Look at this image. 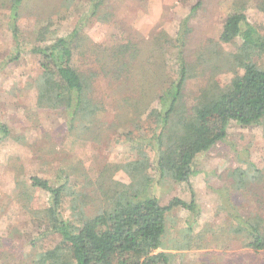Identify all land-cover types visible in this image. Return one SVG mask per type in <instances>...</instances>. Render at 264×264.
Segmentation results:
<instances>
[{
    "label": "trees",
    "instance_id": "obj_1",
    "mask_svg": "<svg viewBox=\"0 0 264 264\" xmlns=\"http://www.w3.org/2000/svg\"><path fill=\"white\" fill-rule=\"evenodd\" d=\"M30 1L34 0L7 3L18 54L15 21ZM74 1L61 0V6L70 8ZM107 1L87 0V17L69 35L41 46L53 23L52 18L47 20L30 49L40 57L33 86L38 108L64 111L68 129L78 136L91 135L94 142L102 130L99 114L115 105L117 124L105 131L127 128L126 139L136 157L103 168L93 191L96 198L86 191L79 193L70 185L69 176L57 183L33 177L32 189L51 197L44 218L48 234L59 236L60 241L29 264H169L172 256L163 249L168 214L174 208L190 214L199 211L194 200L173 198L164 205L150 189L162 181L188 184L197 172V157L226 140L232 122L253 127L264 121V28L260 30L243 12H236L227 18L217 41L199 42L194 53L187 51L190 29L179 39L158 27L148 40L126 31L116 44H95L86 36L84 24L110 20ZM257 7L264 13V0ZM225 45L236 46V52L226 53ZM171 49L177 50L175 64L168 61ZM225 69L234 76L221 84L218 77ZM204 76L208 77L205 86L189 104L187 85ZM11 136L0 119V141ZM119 171L130 177L129 184L113 179ZM254 174L249 184L264 177L259 170ZM67 202L70 218L65 214ZM26 206H31L28 199ZM232 219L231 234L246 237L253 252L264 251V217L232 215Z\"/></svg>",
    "mask_w": 264,
    "mask_h": 264
},
{
    "label": "rangeland",
    "instance_id": "obj_2",
    "mask_svg": "<svg viewBox=\"0 0 264 264\" xmlns=\"http://www.w3.org/2000/svg\"><path fill=\"white\" fill-rule=\"evenodd\" d=\"M9 1L0 0V119L12 132L10 138L0 141V264H29L38 253L60 241L59 236L48 234L44 218L51 197L32 189L31 179L39 177L57 183L69 176L70 185L79 193L86 191L96 198L93 191L103 168L133 159L136 153L126 139L127 128L115 126L105 131L107 126L117 124L115 105L110 104L107 111L99 114L102 130L95 142L91 135L78 136L70 131L64 111L37 107L33 80L40 57L30 49L37 43L38 32L52 18L46 42L41 46L69 35L80 19L87 17L90 3L75 0L73 6L66 8L61 6V0L30 1L15 21L21 47L18 54ZM260 1L108 0L110 20H89L84 24L85 34L95 44L112 45L126 31L131 37L148 40L158 27L173 39L190 29L186 45L187 51L194 53L199 42L219 39L223 25L233 13L243 12L250 24L263 29L264 13L257 7ZM3 3L6 8H2ZM224 49L233 54L237 47L225 45ZM176 58L177 50L171 49L169 63L175 64ZM233 76L225 69L218 80L228 83ZM207 79L204 76L189 82V104ZM195 169L188 184L162 181L150 189L164 205L173 198L194 200L199 211L190 214L174 208L168 214L163 249L172 256L169 264H264V251L253 252L247 247L246 237L230 232L232 215L264 217V177L261 182L249 184L255 170L264 174V121L253 127L232 122L227 139L200 154ZM60 171L65 174L60 176ZM113 179L124 184L131 182L123 171L116 172ZM65 214L71 217L68 202Z\"/></svg>",
    "mask_w": 264,
    "mask_h": 264
}]
</instances>
